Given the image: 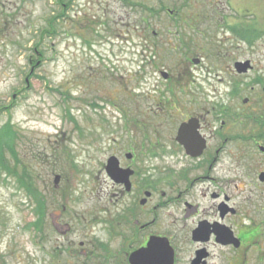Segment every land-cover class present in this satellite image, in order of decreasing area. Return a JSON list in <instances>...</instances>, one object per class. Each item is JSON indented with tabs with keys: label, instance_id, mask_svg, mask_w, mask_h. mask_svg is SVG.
<instances>
[{
	"label": "rangeland",
	"instance_id": "374dc122",
	"mask_svg": "<svg viewBox=\"0 0 264 264\" xmlns=\"http://www.w3.org/2000/svg\"><path fill=\"white\" fill-rule=\"evenodd\" d=\"M130 2L0 0V264H129L125 253L140 242L133 224L119 219L135 196L110 179L105 165L111 156L126 159L127 151L137 157L144 145L137 168L146 187L153 184L161 164L153 128L166 118L177 123L188 106L185 97L161 92L198 91L201 105L238 113L232 116L241 126L225 117L227 130L253 133L256 72L238 73L234 62L254 58L257 73L264 72V23L257 50L249 46L253 38L229 29L253 28V0H237L236 13L225 7L228 20L210 15L184 23L201 33L156 38L152 30L167 21L151 14L158 0ZM5 129L18 134L16 147L3 137ZM170 130H161L164 137ZM229 150L253 157L244 139ZM242 164L227 190L253 205V170ZM192 251L183 245L181 264Z\"/></svg>",
	"mask_w": 264,
	"mask_h": 264
},
{
	"label": "flooded vegetation",
	"instance_id": "af4514ba",
	"mask_svg": "<svg viewBox=\"0 0 264 264\" xmlns=\"http://www.w3.org/2000/svg\"><path fill=\"white\" fill-rule=\"evenodd\" d=\"M116 1L129 3L128 0ZM219 3L224 4L221 9L217 7ZM237 3V0H158L159 7L151 10V14L157 19L165 17L167 21L162 22L165 27H158L159 31L152 30V33L156 37L168 33H201L199 27L184 23L189 18L202 19L210 15L228 20L233 16L226 15L225 9L236 13ZM259 13L264 17V0H253L255 34L253 43L249 44L252 50L258 49L256 33L259 24L264 23V19H256ZM232 27H229L231 32ZM141 28L145 31V25ZM259 31L264 33L262 28ZM247 60L251 65L247 72H256L251 108L253 133L245 136L227 130V119L230 118V121H235V128L241 126L238 117L232 116L238 114L231 111L232 108L206 107L198 100V91L169 89L160 94L174 100L178 95L185 97L188 99L184 101L188 104L184 107L187 112L177 123L172 118L166 123V118L153 128L155 133L151 145L156 147L155 158L161 163L157 165L153 184L146 187L144 173L137 168L144 145L138 150L137 157L131 151L125 153L126 159L119 155L121 165L134 172L130 187L120 185L125 193L135 196L134 200L129 198L122 214L124 224L127 227L133 224V231H137L140 249L146 248L152 237H163L168 238L173 247L174 264H181V250L185 244L193 247L186 264H264V72L257 73V60L254 58L236 60L234 66ZM165 72L161 74L172 84L173 77ZM182 125H187L183 132L187 138L185 143L179 138ZM166 128L171 129L168 137H164L161 131ZM242 139L253 144L252 158L230 154V147ZM130 153L132 156L128 157ZM228 154L231 166L227 168ZM242 162L246 163L245 169L253 170V193L256 197L253 205L244 203L243 206L237 191L227 190L236 180L235 176L242 173ZM227 170L231 175L228 177L234 176L232 180H227ZM245 172L244 177L248 178L249 174ZM164 226L170 231L164 230Z\"/></svg>",
	"mask_w": 264,
	"mask_h": 264
},
{
	"label": "water",
	"instance_id": "95a60500",
	"mask_svg": "<svg viewBox=\"0 0 264 264\" xmlns=\"http://www.w3.org/2000/svg\"><path fill=\"white\" fill-rule=\"evenodd\" d=\"M194 62L198 63L199 60L195 59ZM250 62H238L236 69L239 73H244L250 67ZM187 125H182L179 131V138L184 143L187 138L183 132ZM131 156V155H129ZM108 175L117 183H125L130 187V176L133 170L124 169L120 166V161L117 157H111L106 166ZM59 176L57 180H59ZM130 264H174L173 249L167 238L152 237L146 248H141L129 256Z\"/></svg>",
	"mask_w": 264,
	"mask_h": 264
},
{
	"label": "trees",
	"instance_id": "16d2710c",
	"mask_svg": "<svg viewBox=\"0 0 264 264\" xmlns=\"http://www.w3.org/2000/svg\"><path fill=\"white\" fill-rule=\"evenodd\" d=\"M65 16L66 15V13H62L61 14V16ZM233 28V33L234 34H237L242 40L244 39V40H246V41H249V42H251V38H253V34H255V33H253V28L252 29H249L250 27H246V26H240V25H238V26H234V27H232ZM49 32V31H48ZM258 33H256V35H257ZM8 107H6L5 109H7ZM17 133H16V131L15 130H9V129H5L4 131H3V137H9V141H13V143L15 144L16 143V140H17ZM12 146H14V145H12ZM15 147H16V144H15ZM13 157L15 158V160L18 158V155H17V152H16V149H14V147H13ZM30 173H28L27 172V169L26 168H24V175H26V176H29V178H30V175H29Z\"/></svg>",
	"mask_w": 264,
	"mask_h": 264
}]
</instances>
